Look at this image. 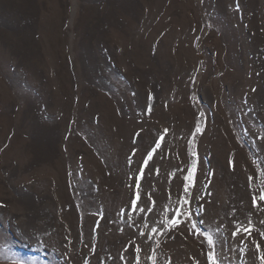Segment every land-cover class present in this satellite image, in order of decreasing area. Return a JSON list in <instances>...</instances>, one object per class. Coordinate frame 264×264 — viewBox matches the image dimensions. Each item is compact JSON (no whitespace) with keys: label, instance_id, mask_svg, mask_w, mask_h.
I'll use <instances>...</instances> for the list:
<instances>
[{"label":"rangeland","instance_id":"obj_1","mask_svg":"<svg viewBox=\"0 0 264 264\" xmlns=\"http://www.w3.org/2000/svg\"><path fill=\"white\" fill-rule=\"evenodd\" d=\"M262 190L264 0H0V264H261Z\"/></svg>","mask_w":264,"mask_h":264},{"label":"snow or ice","instance_id":"obj_2","mask_svg":"<svg viewBox=\"0 0 264 264\" xmlns=\"http://www.w3.org/2000/svg\"><path fill=\"white\" fill-rule=\"evenodd\" d=\"M201 129L199 128V126L197 125L195 132H200ZM167 132V129H165V133ZM195 134V133H194ZM193 134V135H194ZM165 137L161 136L159 138V140L155 141V148H152L151 151H148L147 153V157L144 159L143 162V166L140 168L139 170V174L135 177V187H136V198L131 199V208L133 212L139 211V212H152L153 208L152 207H148L147 202L144 201L142 199V194H141V189H142V184H141V179L144 175V168L148 166L149 161L153 158V154L156 152V150L160 147V141L163 140ZM191 143V141L189 142ZM129 163H131V158L129 159ZM194 174V169L189 167L188 169V174L186 176H184V189H183V193L182 194H177V199H176V203H177V207L172 208L171 205H168L167 208L171 209L172 212H174L175 214L171 217V219H166L163 222V231L164 232H168L171 229H176L179 225H181L182 223H184L185 219L188 220H192L194 219V217L196 215H199L200 213H202L204 211L202 206H198L197 210L195 213H193V211L191 210V192H190V188H191V181H192V177ZM253 178L249 177V180L251 181ZM148 199H151V197H149ZM169 199H171V194L169 196ZM196 199H200V197H196ZM260 201H264V190H262L259 194V196L257 197L255 194H253L252 196V204L253 206H257V200ZM138 201H140L141 204H144V207H140V204H138ZM153 204H155V201H153ZM120 214H124V210L121 209V213ZM131 212L127 213V215L130 217L131 216ZM205 223V221L203 220V217H201V219L197 222L192 224V228L194 229H198V224H202ZM261 224H264V221L260 222ZM153 232H157L158 230L156 228L152 229ZM191 231V229H190ZM254 232H259V236L261 237V239H264V230L261 229H257L252 221L249 219L248 221V225L244 226V225H237L235 227V230L232 231L231 235L232 237H238L241 236V242H243V239L246 238H250L252 237ZM141 235H145L143 232L140 233ZM246 234V235H245ZM149 238H151L149 236ZM206 240H207V244L209 249H213L214 244L216 243V241L213 239V237L211 235L206 236ZM257 251H260V244L256 243L255 244ZM127 252V249L125 250ZM137 255L135 257V262L134 264H140V256H139V252H140V248L137 247L135 249ZM261 260V264H264V255H261L260 257ZM121 260H126V256L125 255H121L120 257ZM153 260V264H155V259L150 258ZM207 260H208V264H220V255L213 249L211 251L207 252ZM85 264H87V262H85Z\"/></svg>","mask_w":264,"mask_h":264}]
</instances>
